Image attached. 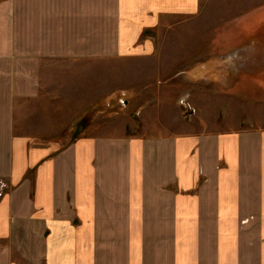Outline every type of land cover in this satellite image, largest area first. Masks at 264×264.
<instances>
[{
    "label": "crops",
    "instance_id": "obj_1",
    "mask_svg": "<svg viewBox=\"0 0 264 264\" xmlns=\"http://www.w3.org/2000/svg\"><path fill=\"white\" fill-rule=\"evenodd\" d=\"M141 1L123 8L154 22L197 8ZM12 90L0 83V264H264V129L41 144L14 130L16 102L39 84Z\"/></svg>",
    "mask_w": 264,
    "mask_h": 264
},
{
    "label": "rangeland",
    "instance_id": "obj_2",
    "mask_svg": "<svg viewBox=\"0 0 264 264\" xmlns=\"http://www.w3.org/2000/svg\"><path fill=\"white\" fill-rule=\"evenodd\" d=\"M125 1L0 0V83L14 96L40 86L16 102V133L67 145L94 133L264 129V0H197L157 22ZM130 15L142 20L132 30ZM6 188L0 180V197Z\"/></svg>",
    "mask_w": 264,
    "mask_h": 264
}]
</instances>
